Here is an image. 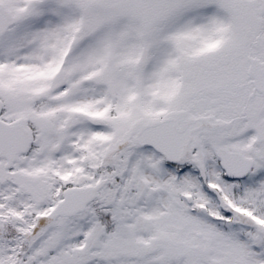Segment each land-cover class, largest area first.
Here are the masks:
<instances>
[{
    "label": "snow or ice",
    "instance_id": "6c2138e0",
    "mask_svg": "<svg viewBox=\"0 0 264 264\" xmlns=\"http://www.w3.org/2000/svg\"><path fill=\"white\" fill-rule=\"evenodd\" d=\"M0 264H264V0H0Z\"/></svg>",
    "mask_w": 264,
    "mask_h": 264
}]
</instances>
